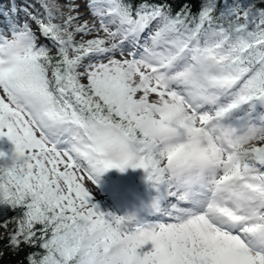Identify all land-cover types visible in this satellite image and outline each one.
Masks as SVG:
<instances>
[{"label": "snow or ice", "instance_id": "6c2138e0", "mask_svg": "<svg viewBox=\"0 0 264 264\" xmlns=\"http://www.w3.org/2000/svg\"><path fill=\"white\" fill-rule=\"evenodd\" d=\"M5 137L0 264H264V0H0Z\"/></svg>", "mask_w": 264, "mask_h": 264}, {"label": "rangeland", "instance_id": "374dc122", "mask_svg": "<svg viewBox=\"0 0 264 264\" xmlns=\"http://www.w3.org/2000/svg\"><path fill=\"white\" fill-rule=\"evenodd\" d=\"M0 151L10 157L14 151V145L6 137L0 138ZM3 162L4 160H0V163ZM7 162L11 163L10 159ZM88 186L92 187L90 184ZM151 194L144 170L128 168L124 172L118 169L104 172L93 188L91 197L102 211L122 214L125 210L131 211L139 208L141 204L136 202L148 200ZM152 247L151 242H148L138 249V253L143 255L151 251Z\"/></svg>", "mask_w": 264, "mask_h": 264}, {"label": "trees", "instance_id": "16d2710c", "mask_svg": "<svg viewBox=\"0 0 264 264\" xmlns=\"http://www.w3.org/2000/svg\"><path fill=\"white\" fill-rule=\"evenodd\" d=\"M18 2H19V0H18ZM5 215L10 216L11 212H4V211L0 210V218H3ZM0 235H3L2 231H0ZM26 251H30V249H26ZM24 255H25L24 252L20 253V255L17 257L7 255L4 257V264H16L17 260H23Z\"/></svg>", "mask_w": 264, "mask_h": 264}, {"label": "bare ground", "instance_id": "6f19581e", "mask_svg": "<svg viewBox=\"0 0 264 264\" xmlns=\"http://www.w3.org/2000/svg\"><path fill=\"white\" fill-rule=\"evenodd\" d=\"M149 199H150V197H149ZM148 199V200H149ZM148 200H144V201H137L136 203H139V204H142V202H147ZM125 211H129V210H125ZM124 212H122V214H123Z\"/></svg>", "mask_w": 264, "mask_h": 264}, {"label": "clouds", "instance_id": "9594fccd", "mask_svg": "<svg viewBox=\"0 0 264 264\" xmlns=\"http://www.w3.org/2000/svg\"><path fill=\"white\" fill-rule=\"evenodd\" d=\"M17 166H21L19 161H17Z\"/></svg>", "mask_w": 264, "mask_h": 264}]
</instances>
